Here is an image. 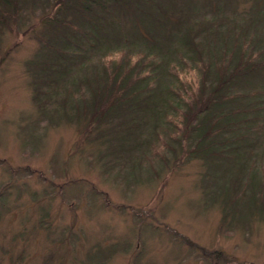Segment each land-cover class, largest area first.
Masks as SVG:
<instances>
[{
	"label": "rangeland",
	"instance_id": "obj_1",
	"mask_svg": "<svg viewBox=\"0 0 264 264\" xmlns=\"http://www.w3.org/2000/svg\"><path fill=\"white\" fill-rule=\"evenodd\" d=\"M53 1L27 4L0 34V264H264V214L246 207L250 191L221 192L222 180L217 194L208 168L181 162L187 154L178 146L152 163L151 137L146 150L111 151L116 133L105 134L107 143L87 114L53 113L63 98L39 112L28 62L47 23L73 16ZM250 4L253 51L264 53V0ZM260 141L254 162L264 178ZM246 158L242 175L257 187L253 156Z\"/></svg>",
	"mask_w": 264,
	"mask_h": 264
},
{
	"label": "trees",
	"instance_id": "obj_2",
	"mask_svg": "<svg viewBox=\"0 0 264 264\" xmlns=\"http://www.w3.org/2000/svg\"><path fill=\"white\" fill-rule=\"evenodd\" d=\"M39 1L0 0V34ZM54 3L73 16L56 14L47 23L49 31L28 62L39 112L46 116L48 104L63 98V110L53 113L87 114L86 125L99 138L109 143L105 134L116 133L118 147L108 144L111 151H143L153 143L152 163L178 146L187 154L181 162L208 168L217 194L222 180L221 192L230 193V186L250 191L246 207L264 214V178L254 162L264 137V53L253 51V0ZM201 6L206 18L199 23ZM245 16L252 17L246 24ZM87 71L92 73L77 79ZM141 130L147 134L140 141ZM248 154L257 187L242 175Z\"/></svg>",
	"mask_w": 264,
	"mask_h": 264
}]
</instances>
